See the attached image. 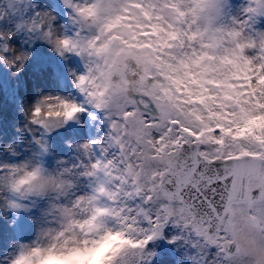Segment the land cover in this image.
I'll list each match as a JSON object with an SVG mask.
<instances>
[{
    "label": "snow or ice",
    "instance_id": "obj_1",
    "mask_svg": "<svg viewBox=\"0 0 264 264\" xmlns=\"http://www.w3.org/2000/svg\"><path fill=\"white\" fill-rule=\"evenodd\" d=\"M63 2L72 10L73 29L57 33L63 35L57 52L79 56L85 69L74 76L83 103L61 101L66 119L84 112V104L100 108L86 97L108 87L102 112L110 132L103 142L82 146L88 163L81 173L95 178L94 211L111 208L107 224L126 237L125 249L147 250L172 222L187 234L174 240L186 239L195 249L193 264H230L240 251L239 226L264 237V50L257 63L239 42V28L254 25L258 9L249 6L247 18L215 29L231 44L217 56L197 13L205 0ZM29 3L0 0V19L11 11L19 15L16 32L28 31L29 20L35 29L37 14L24 18ZM52 35L48 27L35 37L51 43ZM0 53L4 62L3 42ZM36 143L47 151L44 141ZM87 237L86 247L103 241L100 228H89ZM121 251L109 253V264H122Z\"/></svg>",
    "mask_w": 264,
    "mask_h": 264
},
{
    "label": "clouds",
    "instance_id": "obj_2",
    "mask_svg": "<svg viewBox=\"0 0 264 264\" xmlns=\"http://www.w3.org/2000/svg\"><path fill=\"white\" fill-rule=\"evenodd\" d=\"M225 4L220 0H205L197 9L200 24L207 29L206 39L213 45L210 51L217 56L225 55V49L231 47L230 43L223 42L222 33L215 31L217 28H231L230 23L225 22ZM249 6L258 9L255 19L264 15V0H260L259 3L250 2ZM36 14V28L32 29L29 20V30L26 32L43 37V33L51 27L53 33L51 43L46 38L41 40L58 53L57 49H63V35L62 33L57 35L60 30L54 25L56 17L47 10ZM41 26L43 31H40ZM239 31L241 33L239 42L244 45L245 54L249 59L259 63L257 57L264 50V30L255 29L253 24H249L246 28H239ZM15 35L14 27L0 28V41L7 45L8 53L3 63L18 72L23 68L29 54L9 43ZM102 79L107 80V77ZM73 83H76L75 79ZM107 94L106 86L102 95L93 94L91 97H86V100L93 105L99 103L101 107L96 110L102 111ZM66 99V96L51 93L38 96L24 111L28 125L48 124L52 126L50 129L52 131L63 127L69 121L78 119L77 113H73L72 120L66 119L65 114L68 109L61 104V101ZM37 109H39L38 114ZM84 144L79 145L78 151L86 156L82 147ZM5 150L11 151L10 148ZM79 175L82 173H75L71 166L49 170L34 157L12 163L0 162V201H2L0 207L5 210L20 211L25 207L23 201H47V206L41 210V216L36 222L34 238L27 242H15L13 251L5 257L6 264H109V253L114 249L122 250L118 257L122 264H143L144 260L151 259L148 256L150 252L148 249L124 248L126 237L107 224L112 217L110 207L101 206L94 211L89 201L90 193L76 195L74 198L70 195ZM107 193L108 188L105 185L100 195L107 196ZM89 228L94 230L100 228L103 235V241L94 247L85 245ZM235 240L240 251L232 257L230 264H264V237L253 229L241 225Z\"/></svg>",
    "mask_w": 264,
    "mask_h": 264
},
{
    "label": "rangeland",
    "instance_id": "obj_3",
    "mask_svg": "<svg viewBox=\"0 0 264 264\" xmlns=\"http://www.w3.org/2000/svg\"><path fill=\"white\" fill-rule=\"evenodd\" d=\"M249 4L250 0H226L225 22H230L234 17L245 18L244 9ZM62 9L73 15L63 0H30L24 18L27 19L42 10L50 11L56 17L54 25L61 32L71 34L73 28L64 25ZM18 19V14L14 15L8 11L7 15L0 19V28H13ZM253 27L264 30V15L256 18ZM9 43L29 55L18 72L0 62V162L12 163L34 157L49 170L71 166L75 173H81L82 165L88 163V157L78 151V147L90 143L93 135L101 142L106 139L110 124L105 113L101 111L100 121L93 132L87 131L88 121L84 112L79 114L78 119L67 122L63 127L46 131L41 125H28L24 111L38 96L45 93L59 94L78 101V89L73 83V73L82 74L85 71L84 62L75 54L59 55L48 43L36 38L32 33L17 31ZM37 139L46 143V152L36 143ZM6 148L11 151H6ZM94 185L95 178L79 175L70 195L74 198L84 193L91 194ZM22 203L25 205L24 209L20 210L25 216L22 231H15L12 224L14 215L20 211L0 207V264H6L5 257L13 251L15 242H27L34 238L36 222L41 216V210L47 206L46 200H27ZM186 235L182 226L172 222L166 224L161 236L149 242L147 246L153 253L147 264H193L191 257L196 251L192 245L183 238L174 240V237Z\"/></svg>",
    "mask_w": 264,
    "mask_h": 264
}]
</instances>
